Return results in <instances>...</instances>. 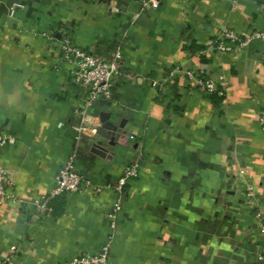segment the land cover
<instances>
[{
    "label": "crops",
    "instance_id": "1",
    "mask_svg": "<svg viewBox=\"0 0 264 264\" xmlns=\"http://www.w3.org/2000/svg\"><path fill=\"white\" fill-rule=\"evenodd\" d=\"M14 1L23 7L11 17ZM260 1L160 0L152 9L139 0H0V135L15 137L0 146V168L15 192L27 200L47 194L69 157L103 186L134 162L108 264H257L264 36L232 51L214 46L222 28L242 38L264 33ZM61 31L95 55L120 49L109 99L87 106L72 65L60 58ZM186 70L222 76L219 91L195 89ZM101 111L121 129L112 145L78 132L86 115ZM98 142L108 155L94 153ZM115 200L106 187L96 196H58L43 212L30 201L0 204V258L11 245L12 264L96 254L111 234L106 213Z\"/></svg>",
    "mask_w": 264,
    "mask_h": 264
},
{
    "label": "built area",
    "instance_id": "2",
    "mask_svg": "<svg viewBox=\"0 0 264 264\" xmlns=\"http://www.w3.org/2000/svg\"><path fill=\"white\" fill-rule=\"evenodd\" d=\"M142 8L155 9L159 6L160 0H139ZM23 4L14 1L11 3L8 14L13 16L17 8H22ZM114 8V7H113ZM264 33L254 31L251 35L242 38L232 29L222 28L215 37L216 51H232L235 44L243 46L254 37H262ZM60 58L72 65L71 79L81 86L86 93L87 106L98 99L107 100L112 95V87L115 77L119 74V63L122 55L120 49L117 47L109 53L108 57H102L86 51L76 46L68 33V31H61L59 38ZM180 72L178 69L170 71L169 75L173 77L175 73ZM191 81L195 89L205 93L213 94L219 91V86L223 80L222 76L217 79L210 75L197 73L192 70L182 72ZM221 94V92H219ZM259 124L264 131V113L259 117ZM99 125L98 115L85 116L84 123L78 128L79 133L84 135L99 138L96 134V127ZM133 138V135L130 136ZM15 137L9 134L0 135V146L14 143ZM105 146V144H104ZM110 157V155H109ZM137 176V165L132 162L127 165L116 181L112 185H98L91 181L88 177L81 174L74 163L73 157H69L54 177V187L45 195H41L36 199L27 200L22 199L16 192L13 182L9 177L8 171L5 168H0V204L6 202L18 203L23 201H30L39 211H48L50 209V202L58 196L70 195L73 193H88L96 196L101 193L104 188H112L116 195V200L111 208L106 213V218L109 221L111 234L107 241L100 247L96 254H78L73 257L66 264H108V255L110 245L114 239V233L117 225L118 217L122 210L121 195L123 188L128 179ZM253 196L252 188H246V197L251 200ZM256 224L261 230V240L258 243L254 253V259L257 264H264V220L262 214L255 210L253 212ZM17 251V245H11L9 251L2 255L0 264H12L11 258Z\"/></svg>",
    "mask_w": 264,
    "mask_h": 264
},
{
    "label": "water",
    "instance_id": "3",
    "mask_svg": "<svg viewBox=\"0 0 264 264\" xmlns=\"http://www.w3.org/2000/svg\"><path fill=\"white\" fill-rule=\"evenodd\" d=\"M116 3H123V0H115ZM110 2V0H109ZM108 2V3H109ZM98 120L99 125L96 127V134L100 138H105L107 140L108 145H112V135H114L117 132H121V129L114 125V123L110 120V114L104 111H101L98 113ZM94 153L100 156H106L108 155V149L106 147H102L101 143H95L94 144Z\"/></svg>",
    "mask_w": 264,
    "mask_h": 264
},
{
    "label": "trees",
    "instance_id": "4",
    "mask_svg": "<svg viewBox=\"0 0 264 264\" xmlns=\"http://www.w3.org/2000/svg\"><path fill=\"white\" fill-rule=\"evenodd\" d=\"M260 2L264 4V0H261Z\"/></svg>",
    "mask_w": 264,
    "mask_h": 264
}]
</instances>
